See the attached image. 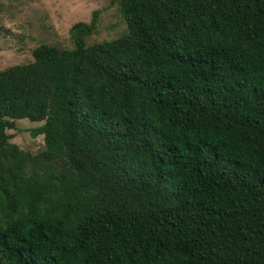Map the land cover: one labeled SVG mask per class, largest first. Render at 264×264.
<instances>
[{
  "label": "trees",
  "instance_id": "obj_1",
  "mask_svg": "<svg viewBox=\"0 0 264 264\" xmlns=\"http://www.w3.org/2000/svg\"><path fill=\"white\" fill-rule=\"evenodd\" d=\"M115 2L0 69V264H264V0Z\"/></svg>",
  "mask_w": 264,
  "mask_h": 264
},
{
  "label": "rangeland",
  "instance_id": "obj_2",
  "mask_svg": "<svg viewBox=\"0 0 264 264\" xmlns=\"http://www.w3.org/2000/svg\"><path fill=\"white\" fill-rule=\"evenodd\" d=\"M96 11L95 31L85 44L112 39L125 30L115 0H0V69L31 61L30 51L38 44L71 48L69 27L88 22ZM25 118L15 119L6 133L10 143L31 154L42 148V136L30 135L39 125Z\"/></svg>",
  "mask_w": 264,
  "mask_h": 264
}]
</instances>
